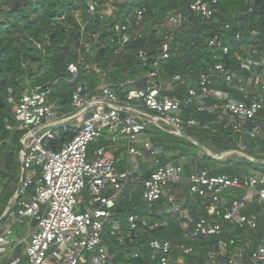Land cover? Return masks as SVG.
<instances>
[{
  "label": "built area",
  "instance_id": "2783aa9c",
  "mask_svg": "<svg viewBox=\"0 0 264 264\" xmlns=\"http://www.w3.org/2000/svg\"><path fill=\"white\" fill-rule=\"evenodd\" d=\"M217 4L218 0H194L190 10L196 17L210 20ZM88 6L90 13H94L97 5L88 3ZM143 12L135 13L133 24L115 26V39H119L117 45L123 47L137 40L136 28H140L143 22ZM189 23V16L183 14L169 18L161 53L154 62L156 72L149 73L138 84L131 80L124 83V97L112 90L103 78L98 95H92L85 85H77L68 113L59 112L58 107L49 102V86L28 87L18 101L14 96L8 98L14 108L15 128L21 132L19 160L24 182L20 193L15 192L0 215V264H80L85 254L92 255L90 264H106L109 255L102 241L104 228L110 224L125 190L139 182L144 187L143 200L149 207L165 197L178 215L180 205L177 204L175 187L187 183L191 196L208 199L207 213L222 216L223 222L192 221V235L195 237L220 235L227 229L226 224L229 226L227 231L253 232L257 231L260 221L264 224V175L252 174L243 178L213 176L194 163L191 175L186 177L185 162H172L173 156L147 139L152 129L179 139L188 137L187 129L201 126L192 116H186L187 108L192 106L200 113H220L228 117L226 127H232L250 139H258L264 132V54L260 55L257 49L253 51L256 57L249 58L243 65L246 70L257 69L248 81L249 86L239 74L220 63L200 75L196 86L189 87L187 96L180 99L172 98L168 92L185 83L181 77L157 82L160 62L170 58L176 36ZM251 35L257 36L258 33L252 31ZM209 46L216 53L215 60L219 59V54L229 53L222 37L216 36ZM138 58L146 62L147 52L140 50ZM81 62L82 59L68 66L73 77L71 83L77 78ZM259 69H263L260 75ZM221 80L229 85L235 83L233 89L240 93L241 101L218 88ZM253 82L258 87L252 91L247 87ZM246 127L249 129L245 130ZM69 130L74 132V137L54 148L51 142L57 141L60 131ZM101 139L109 144L100 147L90 158L89 147ZM188 142L197 147L201 156L215 161L236 157L255 162L240 150L215 153L194 138H189ZM120 149L127 156L122 163L115 155ZM147 155L150 158L147 168L151 173L141 182L140 165L132 160ZM163 158L168 162L163 163ZM29 187H34V193H27ZM85 190L87 207L80 212ZM230 190L243 191V198L229 204L223 194ZM252 205L259 208L258 214H247ZM128 224L131 231L136 230L137 218L130 217ZM18 226L26 227V235L17 234ZM112 235H120L121 242L122 231L117 223L112 226ZM226 247L227 244L223 243L220 248L225 251ZM150 248L153 258L160 256L161 264H169L170 242L155 240L150 243ZM249 248L250 242L244 249H238L230 257L229 264H239ZM184 252L188 254L191 249H184ZM218 258L212 254L205 264H220ZM251 259L264 264V242L251 253Z\"/></svg>",
  "mask_w": 264,
  "mask_h": 264
},
{
  "label": "trees",
  "instance_id": "16d2710c",
  "mask_svg": "<svg viewBox=\"0 0 264 264\" xmlns=\"http://www.w3.org/2000/svg\"><path fill=\"white\" fill-rule=\"evenodd\" d=\"M194 0H4L0 2V215L18 189L21 178L19 160L20 137L15 126L14 108L8 102L10 96L16 100L24 89L35 86H49V102L54 103L61 113L71 111L72 96L77 85L88 87L92 95L100 94L101 80L118 95L123 96L122 85L127 81L137 84L149 73L156 72L154 62L161 53L163 37L171 16H189L190 23L181 28L170 51V58L160 62L157 82L172 80L176 76L182 82L168 92L172 98L187 96L189 87H195L199 76L209 69L222 64L227 70L239 74L245 85L256 73L246 70L244 64L257 49L264 54V0H218L216 12L210 20L196 17L190 10ZM88 3L96 4L90 13ZM143 12V22L137 40L123 47L117 45L115 26L134 23L135 13ZM134 26V25H133ZM252 31L258 33L251 35ZM216 36L222 37L229 47V53L219 54L210 48L209 42ZM115 40L114 43L111 40ZM140 50L147 52V61L138 58ZM76 80L68 72V66L79 63ZM89 66V68H88ZM263 69L258 70L262 74ZM256 78H254V81ZM221 80L218 88L228 91L233 99L241 101L238 91ZM249 86V85H248ZM255 82L248 89H256ZM11 91V92H10ZM212 103V102H210ZM186 116L200 123V128H189L186 135L198 140L215 153L225 150H240L247 156L264 160V132L258 139L226 127L228 117L220 113H200L189 107ZM222 118V121L219 119ZM11 127V128H10ZM249 128L246 127L245 130ZM150 135V133H149ZM74 137L73 131H60L57 141L51 145L59 148ZM151 140L167 154L172 162L183 163L181 157L193 156L188 149L196 148L186 139L165 135L154 129ZM228 142V143H226ZM226 143V144H225ZM101 147L93 144L89 155ZM195 155V153H194ZM197 156V155H196ZM163 158V163H167ZM197 166L210 171L213 176L246 177L252 174L264 175V165L251 163L243 158L232 157L215 161L207 156L199 157ZM151 172L145 171L141 182ZM192 173L190 161L184 164V174ZM183 189L180 199V214L172 211V205L163 197L149 207L143 200L144 187L136 183L128 187L118 201L110 224L103 233V246L109 260L106 264H161L160 256L153 258L150 248L152 241L171 243L169 264H205L210 255L219 256L220 264H229V259L238 249H244L245 258L239 264H260L251 259V253L264 242V224L259 222L257 231L235 229L225 230L220 235L195 237L189 228L195 220L208 224H221L222 216L209 215L206 211L208 199L191 196L187 183L175 187L176 194ZM34 193V187L27 189ZM244 192L230 190L223 194L229 204L241 200ZM80 212L87 207L88 195L85 190ZM259 208L251 206L248 215L258 214ZM223 213V212H222ZM137 218V228L131 231L129 218ZM188 217V218H186ZM121 227L122 240L112 235V226ZM184 225H187L185 227ZM233 242L234 244H231ZM227 244L226 252L220 247ZM184 249H191L185 253ZM223 254V255H222ZM222 255V256H220ZM92 255L85 254L80 264H90Z\"/></svg>",
  "mask_w": 264,
  "mask_h": 264
},
{
  "label": "crops",
  "instance_id": "0c3cea01",
  "mask_svg": "<svg viewBox=\"0 0 264 264\" xmlns=\"http://www.w3.org/2000/svg\"><path fill=\"white\" fill-rule=\"evenodd\" d=\"M153 130L154 129H152L149 133H150V135L148 134V136H147V139H150L151 140V133L153 132ZM189 138H192V137H185V139L188 141L189 140ZM152 141V140H151ZM199 142V141H198ZM153 143V142H152ZM200 143V142H199ZM226 143H228V142H226ZM225 143V144H226ZM94 144H99L101 147H103V146H105V145H107V144H109L105 139H101V140H98L97 142H95ZM201 144V143H200ZM202 145V144H201ZM203 146V145H202ZM203 147H205V146H203ZM100 148V147H99ZM98 148V149H99ZM197 148V147H196ZM205 148H207V147H205ZM98 149H96L91 155H89L90 156V158H93L94 157V155H95V152L98 150ZM207 149H209V148H207ZM188 151L189 152H191L192 150H191V148H189L188 149ZM213 151V150H212ZM192 153V152H191ZM115 155H116V157L117 158H120L121 159V163L123 162V160H126V153H125V151L124 150H122V149H120L118 152H115ZM171 155V154H170ZM197 155V156H196ZM172 156V155H171ZM199 157H201L202 158V156L198 153H195V155H194V152H193V156H189V157H181L182 158V161L183 162H185V163H187V162H189L190 161V163H191V170H192V167H193V165H194V163H197V161H198V158ZM249 158H252L253 160H255V162H251V163H255V164H258V165H264V164H262L261 162H264V160H257V159H255L253 156H248ZM149 160H150V158H149V155H147L145 158H143V159H138V160H136V159H133L132 160V163H137V164H139L140 165V170H139V172H140V174L143 176V174H144V172L146 171L147 172V170L149 169V168H147V165H149L148 164V162H149ZM249 161V160H248ZM122 165V164H121ZM122 166H120V168H121ZM178 195V197L180 196L181 197V195H182V192H179V194H177ZM26 227H24V226H18V227H16V232H17V234L20 236V234H23V236L24 235H26ZM189 230H191L190 232H192V228L190 229L189 228ZM19 252H20V249H19Z\"/></svg>",
  "mask_w": 264,
  "mask_h": 264
},
{
  "label": "rangeland",
  "instance_id": "374dc122",
  "mask_svg": "<svg viewBox=\"0 0 264 264\" xmlns=\"http://www.w3.org/2000/svg\"><path fill=\"white\" fill-rule=\"evenodd\" d=\"M191 152H192V151H191ZM193 152H194V153H197V154L200 153V151H199L197 148H194V149H193ZM193 152H192V153H193ZM20 181H21V178H20ZM19 184H20V183H19ZM179 192H183V189H181ZM179 197H180V196H179ZM179 200H180V199L178 198V200H177V204L180 203ZM178 202H179V203H178ZM184 226L187 227V225H184Z\"/></svg>",
  "mask_w": 264,
  "mask_h": 264
},
{
  "label": "water",
  "instance_id": "95a60500",
  "mask_svg": "<svg viewBox=\"0 0 264 264\" xmlns=\"http://www.w3.org/2000/svg\"><path fill=\"white\" fill-rule=\"evenodd\" d=\"M23 182H24V179H23V178H21L20 184H19V186H18V189H17V194H19V193H20V191L22 190V187H23Z\"/></svg>",
  "mask_w": 264,
  "mask_h": 264
}]
</instances>
